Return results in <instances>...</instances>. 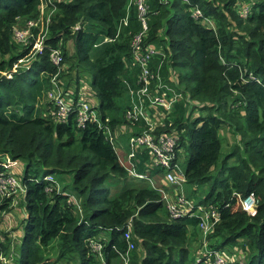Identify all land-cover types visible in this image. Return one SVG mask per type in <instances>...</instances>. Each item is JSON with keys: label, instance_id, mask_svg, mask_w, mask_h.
I'll list each match as a JSON object with an SVG mask.
<instances>
[{"label": "trees", "instance_id": "1", "mask_svg": "<svg viewBox=\"0 0 264 264\" xmlns=\"http://www.w3.org/2000/svg\"><path fill=\"white\" fill-rule=\"evenodd\" d=\"M53 3L49 25L35 26L25 45L15 41L14 31L39 18L43 0H0V163L11 157L20 168L11 169L15 175L1 171L27 189L21 238L2 231L0 256L14 260L0 264L215 262L214 255L194 251L193 244L201 243L200 219L171 215L163 191L174 187L155 163L157 155L141 149L128 160L120 148L124 127L135 126L128 130L135 136L151 130L144 120L127 119L133 107L126 102L130 90L141 87L138 53L147 49L153 51L151 94L168 84L182 97L175 121L166 115L153 132L177 139L173 163L185 171L189 197L182 184L175 187L174 200L184 196L221 212L207 250L226 256L227 264H264V0H149L147 28L135 0ZM195 9L201 18L193 16ZM41 37L42 52L35 49ZM54 52L62 54L63 67L54 64ZM56 76L75 104L65 123L50 97ZM84 96L103 122L109 120L114 144L96 124L79 127ZM224 130L235 139L230 149ZM49 176L63 181L62 190L46 180ZM199 186L206 188L203 199ZM252 195L255 215L239 204ZM12 203L0 199V226ZM237 245L243 249L238 260L225 253Z\"/></svg>", "mask_w": 264, "mask_h": 264}, {"label": "built area", "instance_id": "2", "mask_svg": "<svg viewBox=\"0 0 264 264\" xmlns=\"http://www.w3.org/2000/svg\"><path fill=\"white\" fill-rule=\"evenodd\" d=\"M55 2L56 0H52ZM59 1V0H58ZM165 2H168L169 0H164ZM138 10L140 11V18L142 20L144 28H147V12L149 9V0H135ZM199 16H195V10L193 11V16L196 19L201 18L202 13L199 9ZM32 21V20H30ZM27 22V26L24 28L17 27L14 31L13 37L15 41L19 44H28L30 38L33 37V28L36 26L35 22ZM50 22H48L49 25ZM45 36V35H43ZM42 36V37H43ZM41 37L40 41L38 42L39 45L35 49L36 51H43V38ZM109 41V39H105ZM140 42L141 40L136 43L137 47L140 50ZM139 54L140 57V63L142 66V73L140 74V81L139 84L141 85L140 88L131 89L133 93H135L136 97V106L141 108V111H136L134 108V102H133V109L128 110L127 112V119L132 120L134 122H138L140 120H144L147 125L148 121L146 118L140 116V112L146 111V116H148L149 122L153 120V123H156V126L154 128H151L150 131H146L143 135L135 136L133 133H130L134 138L132 139V145L137 146L134 148V155L131 156L128 160H132L133 158H136V151H139L141 149H151L156 156V162L157 166H160L161 168H164L167 172V181H168V187L173 188L168 191H163L164 199L168 203V209L171 213V215L174 218H182L184 216H187V214H190L193 217H198L200 219L199 228L201 230V233L205 235V239L201 240V248L202 253H204L207 257H212L214 255L215 262L213 264H227V260H224L222 258V255L219 252H210L207 250L208 246V236L209 234L215 232L216 226L221 221V212L212 205H202L200 203H196L193 201L188 200L186 197L181 196L178 198L179 200L176 202L172 198V193L175 192V187L177 189V185H184L187 181V177L185 174V171L179 164H174L173 160L175 158V148L177 146V139L172 136H167L166 134H153L155 130L159 127V123H165L166 115H169L170 118H172V114H174L175 111V105L176 103L182 98L180 94H178L172 87H170L168 84L156 86V93L153 95L151 94V86L152 81L154 79V76L152 75L151 71L148 68V63L153 55V51L151 49H147L145 51H142ZM52 60L58 68L63 67V57L62 54L59 52H54L52 55ZM65 67V66H64ZM54 84V91L50 93V97L54 99V105L57 110V117L60 122L65 123L68 121L69 117L74 113L75 110V104L72 105L71 102V96H65L64 95V88L60 85V81L58 80L57 76L53 79ZM86 85V84H85ZM86 89L88 90V86L86 85L84 94L86 92ZM130 90V92H131ZM89 91V90H88ZM162 92V94H159ZM175 93V95H174ZM134 97V98H135ZM134 100V99H133ZM92 100L86 98L84 96L83 101L79 104V127L86 128L87 125L96 124L100 130L104 132L105 135L109 137L110 143L114 144L117 137L112 132L111 127L108 125L109 120L106 119V123L103 122L101 118V114L95 109L96 107L91 104ZM131 107V106H130ZM155 109H158L156 111ZM155 111V113L152 115L151 112ZM167 113V114H166ZM174 120V119H173ZM164 125V124H163ZM123 136L125 135L124 131L122 132ZM121 141H119L120 144ZM120 148L122 149V146L120 145ZM127 158V155H126ZM3 162V161H2ZM0 163V199L3 200L5 197H9V189L15 190V188L19 189H25L23 185L19 182L18 178L14 176L11 173H6L1 171V167L6 168L9 170L8 166ZM11 172V171H10ZM132 176H137L134 173H131ZM49 182H54V180H49L48 177L46 178ZM191 203H193L195 206H193ZM170 204L172 205V208L170 207ZM239 204L242 206L243 210L246 211L250 215H255L257 212V202L254 198V196H248L246 198H240ZM128 230L131 231V224L128 225ZM205 232V233H204ZM125 237L128 241L130 249L134 248V242L131 241L130 233L128 232L125 234ZM205 243V244H204ZM205 245V246H204ZM203 258H198L197 262H201Z\"/></svg>", "mask_w": 264, "mask_h": 264}, {"label": "rangeland", "instance_id": "3", "mask_svg": "<svg viewBox=\"0 0 264 264\" xmlns=\"http://www.w3.org/2000/svg\"><path fill=\"white\" fill-rule=\"evenodd\" d=\"M51 4L54 5V3H53L52 0H43V4L39 7V18L36 19V20L30 21V22H33L34 21L35 24H36V26H38V27L40 26V29L41 30L43 29L44 26L46 27L48 25V22H50V19L56 13L55 10L50 7ZM195 11H196L195 12V16H199L200 15L199 14V11L197 9H195ZM246 14H248V8L245 7L244 8V12L242 13L241 16L242 17H245ZM203 22L206 23L207 21L206 20H203ZM28 24H26V26ZM26 26L20 25L21 28H24ZM79 28L80 27L78 25L75 28V30L76 29H79ZM105 41L106 40L104 39V42ZM38 45H39V43L36 45V48L38 47ZM100 45H101V42H100L99 46ZM98 47H96V48H98ZM69 48H72L73 49V46L71 44V41L69 42ZM91 56H92V59H95V57H97V52L94 50L91 53ZM65 67H67V65H65ZM176 77H178V74H176L174 72V78H176ZM90 78H91V81L94 80L93 75H91ZM85 87H86V85L83 84L81 91L84 92L85 91L84 90ZM135 95L136 94L133 93L132 90H131V92L126 95V97H127L126 102L129 101V99H130L129 105H131V106H133V102H134V108L136 109V111L139 112V111H141V108L137 107L136 104H135L136 103V97H135ZM188 100H190V99L188 98ZM178 104H180V103H177L176 104V107H177ZM139 114H140L141 117L146 118V120L148 121V126L149 127L154 128L156 126V123H153V120L149 122L148 116H146V111L140 112ZM196 115H197V113L195 114V116ZM172 116H173L174 121H175V114H173ZM173 118H171V119L173 120ZM163 124H164L163 122L162 123H159L158 126L159 127H162ZM123 130H124L125 136H122L120 138V140H121L120 145L122 146L123 151L127 155V158L126 159H129L131 156L134 155V148H136L137 146L136 145L133 146L131 144L132 143V139L134 137L129 134V131L128 130H137V129H136L135 126H128L126 128L124 127ZM223 133H225V136H226L224 146H225L226 149H230V145H231L232 142H235V139L232 136V134L230 132H228V130H224ZM2 164L8 166V168H10L9 169L10 171H11V169L12 170H15L17 172L20 170L18 162L14 161L11 157H6L5 160L2 162ZM183 166L184 167L186 166L185 162H184V165ZM48 179L49 180H54V182L58 183V190H62V188H63V181L62 180L58 179L55 176H49ZM66 179L69 180L68 178H66ZM66 179H64V181H66ZM184 187H185V184L183 185V187H180V189L184 191L186 197H189ZM198 189H199V193H200V196L198 198L200 199V198H202L205 195V191H206L205 189L206 188H204L203 186H199ZM12 190H13L12 188L9 189V193H10L9 194V197H5V198H8V199L9 198L13 199V203H12V205L10 207V211L8 213H5L4 214V217H5L4 220H5V222L3 224H1V226H0V230H1V233H0V244L5 239V237H3L2 231L8 232L9 235L14 240H15V238L20 239L21 236H22V234H23V232H22V225H23L22 222L25 219H27V213H26V208H27V202H26L27 189L26 188L25 189L15 188L14 191H12ZM50 190L51 189H49V191ZM115 191L118 192L119 191V188L116 189ZM69 194H70V196H72V198H75V200H76V197L73 194H71V193H69ZM172 198L174 199V194L173 193H172ZM191 204L193 206H195L193 203H191ZM170 207L172 208V205L171 204H170ZM199 239L202 240V245H203V240L205 239V235L203 233H201V236H199ZM239 244H241V242ZM94 247L95 248H100L98 245H95ZM11 248H13L12 245H11ZM193 248H194V251L198 249L197 252L200 251L199 253L200 254L202 253V251L200 249L201 248V243H197V244L195 243V244H193ZM242 252H243V249H242V246L241 245L235 246L232 250L231 249H225V253H227V255L228 254H234L235 255V258L237 260L242 257L241 256ZM222 258L224 260H227L226 259V256H224V255H222ZM235 258L233 257V259H235ZM0 260H3L5 263H9L10 260H14V258L12 257V255H11L10 258H8L6 256H0Z\"/></svg>", "mask_w": 264, "mask_h": 264}, {"label": "clouds", "instance_id": "4", "mask_svg": "<svg viewBox=\"0 0 264 264\" xmlns=\"http://www.w3.org/2000/svg\"><path fill=\"white\" fill-rule=\"evenodd\" d=\"M200 204H202V203H200ZM204 205V204H203Z\"/></svg>", "mask_w": 264, "mask_h": 264}]
</instances>
